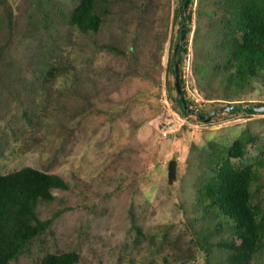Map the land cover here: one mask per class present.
Masks as SVG:
<instances>
[{
  "label": "rangeland",
  "instance_id": "rangeland-1",
  "mask_svg": "<svg viewBox=\"0 0 264 264\" xmlns=\"http://www.w3.org/2000/svg\"><path fill=\"white\" fill-rule=\"evenodd\" d=\"M34 1L0 0L1 70L23 82L0 102V172L32 166L59 174L68 188L37 208L39 219L52 221L16 263L75 250L76 264H227L232 222L211 219L196 182L207 179V157L246 135L252 141L232 164L262 162L253 188L262 185L264 199V113L218 112L210 122L180 113L169 59L181 0H110L98 9L99 29L88 33L68 22L79 0H52L46 27L37 24ZM197 3L181 63L190 108L264 103V78L241 87L221 82L227 72L196 81L194 51L209 28L208 16L196 20ZM50 68L54 79L31 92L26 82L41 83ZM201 229L213 241L204 251L195 240ZM262 263L264 244L249 264Z\"/></svg>",
  "mask_w": 264,
  "mask_h": 264
},
{
  "label": "trees",
  "instance_id": "trees-1",
  "mask_svg": "<svg viewBox=\"0 0 264 264\" xmlns=\"http://www.w3.org/2000/svg\"><path fill=\"white\" fill-rule=\"evenodd\" d=\"M110 0H79L73 7L68 22L82 33L96 32L102 22L98 9ZM181 0L177 8L178 29L173 41L170 56V72L173 77L172 87L175 91V102L183 116L193 114L201 122H210L218 113L226 114H262L264 103H227L218 108L216 113L196 111L190 108L189 98L185 97V80L182 77L181 63L187 53L188 23L193 11L190 5L193 0ZM52 0H35L33 9H37L39 23L47 26L50 19ZM32 8V7H31ZM31 11L28 17L32 19ZM196 20L202 23L208 19L206 40L201 48L194 51L193 71L198 83L217 82L218 74L227 72V86L233 84L241 87L253 78H264V0H198L195 8ZM31 26L32 22L27 20ZM213 25L215 31H212ZM183 29V37L180 38ZM194 39V42H198ZM5 47L0 48V102L12 94L20 92L21 82L16 76L2 72ZM175 62L178 65V77L175 76ZM6 75L11 77L6 78ZM52 68L46 71L41 83L26 82V87L34 91V87H44L45 81L54 79ZM49 77L51 79H49ZM10 80V81H8ZM10 88H14L11 90ZM180 92H179V91ZM50 91V90H49ZM181 95L184 97L186 108L183 109ZM14 97V96H13ZM88 108V107H87ZM212 113V114H211ZM211 114L206 121L205 118ZM251 137L236 138L224 151L216 150L213 156L205 160L208 164L207 179L197 184L198 200L203 204V210L208 209L214 214L215 220L222 216L226 222H232L234 239L224 246L228 252L227 264H249L252 257L263 246L264 234V199L259 188H253L259 181L254 166L263 165L254 162L242 166L233 165L232 159L241 158L246 150V143ZM65 180L56 173H48L32 166H23L6 173L0 172V264H17L16 259L24 251L26 245L37 235H40L52 221L37 217V208L54 199V190H66ZM218 221L216 226H221ZM200 230L196 234V245L200 250L213 245L210 239L211 230L205 235ZM201 233V234H200ZM239 240V243L236 242ZM231 244V246H230ZM206 250V251H207ZM79 254L75 250H65L59 253L46 252L38 261L32 264H76ZM264 264V263H262Z\"/></svg>",
  "mask_w": 264,
  "mask_h": 264
},
{
  "label": "water",
  "instance_id": "water-1",
  "mask_svg": "<svg viewBox=\"0 0 264 264\" xmlns=\"http://www.w3.org/2000/svg\"><path fill=\"white\" fill-rule=\"evenodd\" d=\"M186 2H187V0H186ZM186 2H185V5H186ZM183 32H184V31H183V29H182V30H181L180 38L183 37ZM174 66H175V76H176V79H177V77H178V65H177V62H175ZM178 91H179V90H178ZM179 92H180V91H179ZM180 99H181L182 107H183V109H185V108H186V105H185L184 97L181 95ZM260 110H264V107H260ZM212 113H215V110L212 111ZM212 113H211V114H212ZM193 114H195V111H193ZM211 114H209V115L205 118L206 121L211 117ZM172 166H173V161H171V162L169 163V172H171V168H172Z\"/></svg>",
  "mask_w": 264,
  "mask_h": 264
},
{
  "label": "built area",
  "instance_id": "built-area-1",
  "mask_svg": "<svg viewBox=\"0 0 264 264\" xmlns=\"http://www.w3.org/2000/svg\"><path fill=\"white\" fill-rule=\"evenodd\" d=\"M183 71H184V66H182V77H183V79L185 80V83H186V79H185V75H184ZM187 76H188V73H187ZM188 81H189V79L187 78V82Z\"/></svg>",
  "mask_w": 264,
  "mask_h": 264
}]
</instances>
